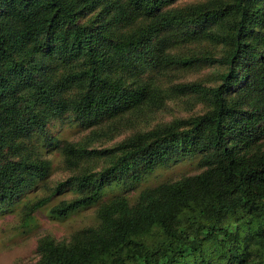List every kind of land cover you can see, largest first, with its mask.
<instances>
[{"label": "trees", "instance_id": "16d2710c", "mask_svg": "<svg viewBox=\"0 0 264 264\" xmlns=\"http://www.w3.org/2000/svg\"><path fill=\"white\" fill-rule=\"evenodd\" d=\"M176 1L0 0V206L49 174L41 146L70 174L24 204L25 218L68 190L51 216L99 202L95 225L38 239L32 264H264V0ZM201 66L214 69L212 85L169 87L204 100L200 114L105 148L42 134L63 117H138L163 98L146 70ZM192 156L194 174L133 203L100 201L121 173L140 179Z\"/></svg>", "mask_w": 264, "mask_h": 264}, {"label": "rangeland", "instance_id": "374dc122", "mask_svg": "<svg viewBox=\"0 0 264 264\" xmlns=\"http://www.w3.org/2000/svg\"><path fill=\"white\" fill-rule=\"evenodd\" d=\"M198 1L203 0H177L173 6ZM214 74V69L207 66L191 69H164L163 71L148 69L145 77L161 88L163 98L158 105L151 106V110H147L145 114L121 120L120 124L115 126H110L108 122H100L98 126L85 125L71 117H63L49 122L42 134L51 136L56 141L77 142L93 148L112 146L137 131H145L174 119L204 112L207 108L204 100L192 94H175L169 87L184 82L212 85ZM92 130L98 132L92 133ZM40 136V134L37 135L38 139ZM41 148L44 152L43 157L50 160L49 174L12 199L9 205L0 206V264H32L38 258L36 244L41 237L50 236L55 240H68L79 229L97 223L96 209L99 202L79 208L62 218L49 214L48 209L53 204L74 195L70 190L51 196L46 204L34 210L28 217L23 216L24 204L46 195L48 188L70 174V171L63 168L61 156L54 147L41 146ZM198 170L197 156L158 165L140 179H133L130 176V170L127 173H121L120 178L103 187L100 201H106L114 196H123L129 203H133L141 190L175 180L183 175L194 174Z\"/></svg>", "mask_w": 264, "mask_h": 264}]
</instances>
